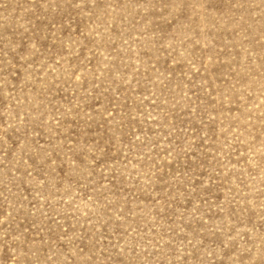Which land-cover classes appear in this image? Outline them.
<instances>
[{"label": "rangeland", "instance_id": "374dc122", "mask_svg": "<svg viewBox=\"0 0 264 264\" xmlns=\"http://www.w3.org/2000/svg\"><path fill=\"white\" fill-rule=\"evenodd\" d=\"M0 264H264V0H0Z\"/></svg>", "mask_w": 264, "mask_h": 264}]
</instances>
